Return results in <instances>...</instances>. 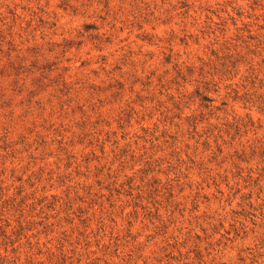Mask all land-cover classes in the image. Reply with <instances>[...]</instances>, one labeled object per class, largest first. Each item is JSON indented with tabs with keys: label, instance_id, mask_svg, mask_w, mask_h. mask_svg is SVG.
Segmentation results:
<instances>
[{
	"label": "rangeland",
	"instance_id": "rangeland-1",
	"mask_svg": "<svg viewBox=\"0 0 264 264\" xmlns=\"http://www.w3.org/2000/svg\"><path fill=\"white\" fill-rule=\"evenodd\" d=\"M0 264H264V0H0Z\"/></svg>",
	"mask_w": 264,
	"mask_h": 264
}]
</instances>
